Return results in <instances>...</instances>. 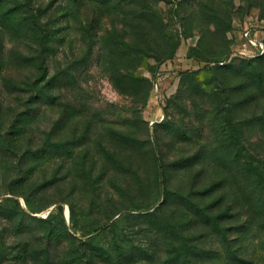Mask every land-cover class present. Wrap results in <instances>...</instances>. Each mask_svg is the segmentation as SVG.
Wrapping results in <instances>:
<instances>
[{
  "label": "rangeland",
  "instance_id": "obj_1",
  "mask_svg": "<svg viewBox=\"0 0 264 264\" xmlns=\"http://www.w3.org/2000/svg\"><path fill=\"white\" fill-rule=\"evenodd\" d=\"M69 1L41 0L63 15L53 24V52L45 55L47 80L51 86L61 80L62 87H50L53 99L36 106L33 93L21 85L36 70L19 57H34L37 48L26 34L0 25V264H23L31 250L39 257L28 264H61L73 246L49 230L82 238L102 227L106 230L95 240L99 247L152 253L151 260L137 264H168L169 249L182 251L186 245L193 264H264L259 225L264 210L253 204L255 193L232 168L233 145L221 139L229 130L226 116L241 131L253 114L223 93L213 69L181 73L201 68L195 60H208L215 68H232L225 86L231 88L244 83L237 68L252 64L251 71L263 72L264 8L233 0L223 32L222 23L190 16L192 2L162 0L157 9L177 42L175 59L167 62L127 53L128 33L109 13L102 20L93 15L97 26L89 32L86 0L79 1L75 17L64 16ZM91 2L90 13L96 8ZM227 99L234 102L229 107ZM263 109L264 104L254 127L242 130L244 145L255 156L264 151ZM157 157L164 164L168 198ZM165 202L159 215L175 212L172 222L179 225L172 229L171 247L144 216ZM198 202L209 211L196 208ZM186 210L192 211V222L184 221Z\"/></svg>",
  "mask_w": 264,
  "mask_h": 264
},
{
  "label": "trees",
  "instance_id": "obj_2",
  "mask_svg": "<svg viewBox=\"0 0 264 264\" xmlns=\"http://www.w3.org/2000/svg\"><path fill=\"white\" fill-rule=\"evenodd\" d=\"M79 1L80 0H70V10L68 13L64 14V16L68 15L75 17L79 14L80 12H78V8L81 5V2ZM161 1L162 0H86L84 2L83 10L85 9L86 24L89 28V32L94 30L97 26L93 25L91 22L92 18H94L96 14L99 15L102 20L103 18H106L109 13V15L120 18L126 32L128 33L127 37L129 40H126L125 42L127 44L125 48L127 53H130L131 51L134 52L133 54L138 56L141 55L143 57L154 55L158 58H162L163 61L172 62L175 59L174 50L177 46V42L174 36L169 32V27L165 22L164 17L157 9V5ZM232 1L233 0H185L183 2H192V4L195 5L194 9L190 8V16L195 15L199 21L209 19L218 24V26L222 23V31L225 32L230 23V7H233ZM247 1L249 6H259L264 8V0ZM90 2L94 3L96 7L95 10L92 9L91 13L89 6ZM59 15V11L53 10L50 6H45L41 0H0V19L5 18V21H3L0 25L5 28H12L18 33L26 34L27 38L25 40L29 41L37 48L35 49L36 54L34 57H19V61H25L26 64L33 65L36 70L35 76L33 75L34 77H28L21 84L28 87L33 93L31 99L33 100V105L35 106L40 102V100L45 101L46 99H53L52 96L48 94L50 87H62V84H59L61 83V80H55L57 83L54 82L53 86H51L52 82L47 80L49 70H47L45 65L46 53L51 54L53 52L52 48L54 46L50 45L53 41H55L54 38H51L55 33L53 24L62 18L63 15L60 17ZM105 26L106 23H103V27ZM262 59H264V56ZM195 62L199 63L201 68L195 70H184L181 73L189 74L199 72L207 68L213 69L219 78V87H221L222 90L224 89L223 93L227 96H235V104L239 107V109L241 111L250 109V113L253 114L251 116V118L253 117L252 120L250 118V126L243 127L242 130L248 129L247 127H254V123L252 124V121L260 119V117L255 118V114H257L261 105L264 104V71L262 72V68L258 67L254 72L251 71L252 64H246L243 65L242 68H237L236 71L239 77L243 79L244 83L239 84L236 87L232 86L229 88V86L227 88L225 87L226 82L229 78H231L228 70L231 71L232 68L220 65L215 68L208 60H195ZM216 63H219V61H216ZM261 63H264V60ZM1 66L3 67L2 63ZM245 77L246 79H244ZM5 79L12 81V78L5 77ZM13 86L12 87L17 90L20 89L19 91L22 89L18 86V84H13ZM227 101L228 102L225 103L228 104V107L234 103L231 99H227ZM228 115H230V110L228 111ZM226 123L228 124L229 130H224L222 132L223 137L221 139L223 141H228L229 144L233 145V148L232 146L231 148L229 147V151L235 158V165L232 166V168L240 175V179L242 181L241 185H243L246 190H251L252 194L255 193L256 202L253 204L257 206L260 205V207L264 210V151L256 156L250 154L244 145L245 138H242V130L238 131L237 128L234 127L235 124L230 116H226ZM224 136H226V138H224ZM224 146L226 147V145ZM156 160L160 167V183L162 187H164L162 188L163 197L168 198L170 191L166 187L167 179L164 164L158 157ZM186 199L189 200L190 196H186ZM165 206L166 202L160 205L155 211L144 213V216L145 218L147 217V220L155 227L154 230L158 234L164 236L167 242L166 244L171 247L173 246L172 241H176V234H174L172 229L177 230V226L179 225L172 222V219H175V212L171 215H159V213H162ZM200 206L201 205L198 202L196 204V208L199 207V209H201L204 213L210 209V206ZM251 206L252 205L250 204L249 208ZM186 211L189 212L188 210ZM64 212V206L59 205L58 215L60 216L62 223L65 225L66 222ZM190 213H192V211L189 212V214H186L184 218L185 222L193 221V217ZM193 214L198 215L195 212H193ZM221 218L222 215L220 218L214 217L213 220L216 223V221H219ZM260 218L261 217L259 216L258 221H260ZM259 225L264 226V212L263 224L260 223ZM105 230L106 229L102 227L89 231L82 238H77V236L73 235L70 231H65V229L59 231L49 230L48 233L53 236L56 234L64 235V237H66V239L69 240L73 246L69 252L70 256L64 259L61 264H137L142 260L152 259V253L143 249H126L123 245H118L113 249L99 247L95 244V240L97 236ZM227 231V228H224L220 232L225 235ZM227 241L228 240H226V242ZM186 246H184L182 251L169 249L167 255H170V259L168 261L166 260V262L168 264H177L178 262H182V264H193L190 257V248H188V245ZM28 251L29 249H27L25 254H27ZM197 253L200 252L198 250L194 252V254ZM48 255L49 253L47 252V257ZM38 257L39 255L31 250L30 254L24 256L23 264H28V261L34 260V258Z\"/></svg>",
  "mask_w": 264,
  "mask_h": 264
}]
</instances>
